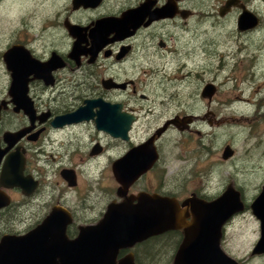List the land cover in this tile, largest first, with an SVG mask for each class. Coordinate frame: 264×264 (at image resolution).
<instances>
[{
  "label": "flooded vegetation",
  "instance_id": "af4514ba",
  "mask_svg": "<svg viewBox=\"0 0 264 264\" xmlns=\"http://www.w3.org/2000/svg\"><path fill=\"white\" fill-rule=\"evenodd\" d=\"M58 1L55 0L62 9L44 18L35 37L25 35V38H18L4 49L13 44L21 45L32 58L40 62L47 61L52 54L57 55L61 65L57 64L50 72L43 71L42 77L33 74L27 77L26 95L33 109L32 113H26L24 108L11 101L13 98L9 94V87L12 77L4 62L6 79L0 86V242L4 235H22L35 228L55 207L63 209V215L56 217L58 222L69 219L65 235L67 239L74 240L83 228L97 225L103 220L110 203H119L141 192L176 198L181 209H185L186 214L189 212L186 220L190 222V207L183 206L182 202L190 196L209 199L196 192L183 196L181 192L165 190L161 181L166 178L164 166L169 160L164 159L165 144L161 139L172 128L190 130L193 120L200 115L174 114L159 122L168 109V100L161 92L153 90L151 93L150 84L153 78L163 75L162 71H165L169 80L172 74L181 72L169 67L177 69L180 65H186L184 61L179 63L183 56L175 48L178 41L176 29L187 30L189 23L200 19V13L190 6L193 0H83L76 5L74 0ZM225 2L223 0L218 6L217 15L224 18L232 9H238L239 16V6H233L227 13L220 14ZM127 11L133 13L121 25L100 24V38H92L97 20L121 18ZM208 17L210 15L203 18ZM68 26L80 28L78 39L70 33ZM250 29L238 30L245 32ZM76 43L77 47L74 46ZM187 54V58H190V51ZM174 56L179 61L175 66H169ZM167 64L169 67H166ZM208 84L214 85L205 83L201 96L210 102L216 86L214 92L208 95ZM176 96L174 92L168 93L169 99L177 102ZM88 104L92 115L88 120L63 125L52 123L55 117L71 114ZM98 115H108L115 122L120 116L126 117L123 125L129 124L127 139L112 136L104 129L97 128L94 118ZM209 116L207 112L203 118L209 119ZM130 117L132 119L128 121ZM156 118L157 121L153 123L152 119ZM165 125L164 131L154 138L157 158L151 167L127 188H120V183L113 175L112 164L122 159L133 147L146 142ZM8 133L20 134L8 140L5 135ZM136 134L141 136L135 138ZM8 146L10 148L6 149ZM226 146L232 150V155L223 159L222 153ZM14 151L24 158L23 176H30L35 182L29 195L24 194L20 187L3 186V164ZM233 154V148L226 144L221 158L228 160ZM56 155H59L58 159ZM42 158H50V168H44L49 165L43 164ZM14 192L17 193L16 197L12 194ZM3 193L9 196V203L4 206ZM240 199L243 204L240 211L247 207L252 210L251 203L245 206L241 193ZM161 238L174 242L173 261L184 239L183 228L167 230L130 246L120 247L115 260L119 262L131 254L135 264L150 263L151 242Z\"/></svg>",
  "mask_w": 264,
  "mask_h": 264
},
{
  "label": "rangeland",
  "instance_id": "374dc122",
  "mask_svg": "<svg viewBox=\"0 0 264 264\" xmlns=\"http://www.w3.org/2000/svg\"><path fill=\"white\" fill-rule=\"evenodd\" d=\"M242 1L258 18L257 25L245 32L236 27L238 9L220 18L217 9L223 0H193L190 6L200 13V19L189 23L187 30L176 29L175 48L183 60L174 56L169 63L175 66L184 61L186 65L172 69L167 64L181 72L169 80L162 71L150 85L151 93L161 92L168 100L159 122L174 114L201 116L193 120L190 130L172 128L161 139L164 159L170 161L164 166L167 175L161 185L166 191L183 196L196 192L209 200L231 185L240 191L247 207L264 184V0ZM61 9L55 0H0V86L6 79L4 49L25 35L35 37L44 18ZM206 15L210 17L203 18ZM207 82L216 86L210 102L201 96ZM169 92L177 95V102L169 99ZM207 112L209 119L203 118ZM226 144L234 154L223 160ZM41 162L49 165L50 158ZM223 229L220 244L226 253L239 264H264V253L250 254L260 236L259 220L250 208L235 213ZM174 248V242L163 238L151 242L147 264H171Z\"/></svg>",
  "mask_w": 264,
  "mask_h": 264
},
{
  "label": "water",
  "instance_id": "95a60500",
  "mask_svg": "<svg viewBox=\"0 0 264 264\" xmlns=\"http://www.w3.org/2000/svg\"><path fill=\"white\" fill-rule=\"evenodd\" d=\"M82 1L74 0V3L76 5ZM233 6L241 8L237 19V27L240 31L257 25V16L246 8L241 0H226L220 8V14L227 13ZM132 13L133 11H127L121 18L108 17L97 20L91 33L92 38L94 40L100 38L102 29V27L99 28L100 24L119 26ZM68 29L73 36H77L80 28L68 26ZM77 43L75 47L78 46ZM56 56L52 54L47 61L40 62L32 58L23 46L17 44H13L2 52V58L12 77L9 87V94L13 98L11 101L24 108L26 113H32L33 109L26 95L27 77L30 74L40 77L43 71L50 72L57 64L61 65ZM207 86H209L207 94L211 95L214 92V85ZM25 104H28V107H25ZM89 112L88 104L71 114L55 117L52 123L63 125L82 119L88 120L92 117ZM131 119L130 117L128 121ZM119 120L115 122L108 115H98L94 118L97 128L104 129L112 136L127 139L129 124L123 125L126 120L124 116H120ZM165 127L166 125L157 130L146 142L133 147L122 159L112 164V172L120 183V188L122 186L127 188L139 175L151 167L157 158L153 144L154 138L156 134L160 135ZM18 134L20 133L5 135L9 140L11 136ZM9 148L10 146L6 149ZM231 155L232 150L226 146L222 158L226 159ZM23 161L24 158L17 151L6 157L3 164V186L20 187L24 194L29 195L35 182L30 176H23ZM7 203H9V196L3 193V206ZM182 205L190 207L192 216L190 222L186 220L189 212L186 214V210L181 209L176 198L141 192L126 197L119 203H110L103 220L97 225L83 228L74 240L67 239L65 235V226L69 219L58 222L56 217L63 215L61 214L63 209L55 207L39 225L25 234L3 236L0 242V264H135L131 254L119 262L116 261L118 249L176 228H183L184 239L175 252L172 264H239V261L226 253L220 244L223 225L234 213L242 210L243 204L239 191L228 185L222 194L212 200L190 196L182 202ZM251 209L259 220L260 236L250 254H262L264 253V184L252 200ZM53 226H55L54 231Z\"/></svg>",
  "mask_w": 264,
  "mask_h": 264
},
{
  "label": "bare ground",
  "instance_id": "6f19581e",
  "mask_svg": "<svg viewBox=\"0 0 264 264\" xmlns=\"http://www.w3.org/2000/svg\"><path fill=\"white\" fill-rule=\"evenodd\" d=\"M242 99H244V98H242ZM242 99H240V100H242Z\"/></svg>",
  "mask_w": 264,
  "mask_h": 264
}]
</instances>
